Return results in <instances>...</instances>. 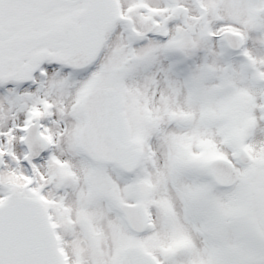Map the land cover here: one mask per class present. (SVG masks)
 Here are the masks:
<instances>
[{"label":"snow or ice","instance_id":"obj_1","mask_svg":"<svg viewBox=\"0 0 264 264\" xmlns=\"http://www.w3.org/2000/svg\"><path fill=\"white\" fill-rule=\"evenodd\" d=\"M0 264H264V0H0Z\"/></svg>","mask_w":264,"mask_h":264}]
</instances>
